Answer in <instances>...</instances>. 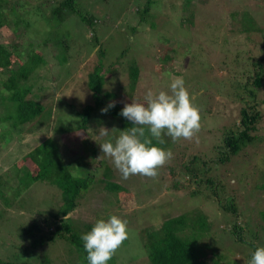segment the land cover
Masks as SVG:
<instances>
[{
  "label": "rangeland",
  "instance_id": "1",
  "mask_svg": "<svg viewBox=\"0 0 264 264\" xmlns=\"http://www.w3.org/2000/svg\"><path fill=\"white\" fill-rule=\"evenodd\" d=\"M78 1L82 12L95 17V24L88 28L78 14H69L58 32L69 44L65 50L66 62H58L60 53L64 52L62 47H58L57 56L53 57L55 50L50 44L41 45L38 49L45 61L30 77L31 95L50 106L45 109L51 113L48 125L38 122L36 126H28L25 130L29 134L23 133L21 144H16L15 134L8 136L13 130L9 122L0 119V258L32 264H83L73 244L58 237L51 241L46 238L51 233L50 213L61 203L60 193L46 179L33 180L38 166L31 164L34 158L25 160L22 154L45 141L43 147L49 148L52 144L56 147L52 166L58 160L62 171L67 169L80 176L88 172H96L94 177L103 175L99 163L100 136L105 142L112 134L104 136L101 131L104 128L119 133L126 126L119 125L112 114L100 113L98 103V108L90 111L87 124V133L93 138L90 143L98 149V156L91 155L94 147L87 149L89 153L85 156L82 151L76 152L86 139L80 140L77 133L72 138L78 123L75 114L84 111L89 95L83 77L95 64L102 45L107 51L102 59V71L110 73L112 62L117 66L114 74H108L113 84L105 85L102 96L105 90H115L117 107L132 100L144 103L149 90L170 94L171 78L183 77L192 103L201 110V126L191 140L173 142L170 137H163L165 143L161 147L170 149L173 158L158 169L155 178L133 175L124 179L111 160L106 161L113 181L126 189L108 191L104 180H96L82 195L77 208L68 214L77 231L87 233L98 219L117 215L127 221L128 238L108 264H150L140 229L156 228L167 218L198 207L207 218L200 226L205 233L198 232L195 245L199 264H248L252 245L264 247L261 221L264 213V0H156L150 9L154 27L137 23V14L133 17L136 20L132 18V11L143 7L145 0ZM13 3L10 1L8 6ZM27 17L38 29L48 30L49 25L34 20L37 15L33 12ZM131 25H135V30ZM10 33L8 27H2L0 38L8 41ZM9 41L12 48L20 38L13 36ZM161 51L173 56L171 71L162 67L165 59L160 58ZM257 59H261L263 82L251 99L259 113L256 131L249 132L255 139L231 156L230 161L220 162L216 156L220 150L217 147L222 145V133L236 128L233 121H238V109L244 105L238 98L241 86L236 76L242 75L241 69H246L247 60L249 65ZM132 63L138 68L133 89L129 87L126 70ZM6 77L7 74L0 75L1 79ZM4 113L0 111V117ZM107 119L108 124L100 125V121ZM116 125L119 127L114 128ZM63 129L65 134L60 133ZM67 131H71V136ZM64 135L71 139L65 141ZM184 165L198 172L196 181L183 172ZM210 178L215 179V188L207 181ZM233 197L239 206L236 214L219 210L220 202L230 203ZM36 222L39 230L33 232L41 234L37 238L44 239L45 244L29 247L31 237L22 235L21 228ZM42 230L47 234H42ZM43 251L46 255H38Z\"/></svg>",
  "mask_w": 264,
  "mask_h": 264
},
{
  "label": "trees",
  "instance_id": "2",
  "mask_svg": "<svg viewBox=\"0 0 264 264\" xmlns=\"http://www.w3.org/2000/svg\"><path fill=\"white\" fill-rule=\"evenodd\" d=\"M10 1H14V3L8 6ZM185 1L188 2L189 0ZM78 2V0H41V2L36 3L32 0H0V29L2 27H8V29L11 31L8 41L5 40V38H0V75L7 74L5 79L0 78V111L6 112L4 113V116L0 117V119L9 122V126L13 130L10 134H8V136L15 134L14 136L16 138V144H21L20 142L23 140V133L26 132V134H29V131L25 130L28 128V126L31 127L32 124L36 126V124H39L38 122H44L43 125H48L47 122L51 116V113L48 114L49 112L47 113L45 111V109H49L50 106L48 107L44 105L37 98H35L34 95H31V90L33 87V83L30 82L31 74L38 66H40V64L44 63L45 61L43 54L40 53L38 48H40L41 45L48 46L50 44V46L55 50L51 55L54 57L57 56L58 47H62L64 52L62 51L60 53L61 58L58 62L64 63L67 60V53H65V50L69 48V44L66 43V41L63 40L65 38H62L60 33H58L59 27L64 22V20L69 14L76 13L80 16L88 28H92L93 24L96 22V19L93 15H90L87 12H82L79 9ZM155 2L156 0H145L143 7L139 9L136 8L132 11V18L137 14L135 16L137 17V23L142 24L141 22H143L147 23L151 27H154V14L150 12V9ZM139 11L140 14H138ZM32 12L33 14L37 15V17L34 19L36 22L39 21L49 25L48 30L38 29V26L35 25V23L33 25V20L31 22L30 18L27 17V15ZM188 22L191 24L193 23L190 20H188ZM130 28L135 30V25H131ZM13 36L19 37L20 41L19 43L14 42V47L11 48L10 43L12 41L9 40ZM165 47L168 49V46ZM106 53V49L100 45L99 54L97 58L94 59L95 64L86 73L85 78L83 77V83L88 90L89 95L87 105L84 107V111L77 112L75 114V116L78 118V123H76V131L72 133V138L80 136V140L86 139L81 148H77L76 151H82V153H84L83 156L88 154L89 152L87 149L92 147H94V150L92 151L93 153H91V155L93 157L98 156V149L96 146H92L90 143L93 138H90V135L87 133V129H89L87 124L90 118V111L97 109L98 103H100V108L104 109L107 108L110 103L114 102V107L107 108L106 112L100 111V113L104 115L108 113L112 114V116H114L113 118H116V120L118 119L119 125H125L126 128L133 126L130 121H127L126 118L120 115L123 106L117 107L118 103L114 101L117 95L115 90H105L103 93L104 96L100 94L107 83L113 84V82L110 80V75L108 74L112 75L117 70V66L114 62H112L110 65L111 69L109 70L111 71L110 73L107 74L106 71H102V59ZM161 54L162 55L160 58L165 59L162 67L164 66V68H170L171 71L173 69V56L170 54H165L164 51H161ZM11 58L15 60L12 61ZM260 60L261 59H257L254 62H251L249 65L247 63L249 60H247L245 64L246 69H241L242 75L236 76L238 85L242 87H238V91L241 93L238 95V98L244 103V105L238 109V121H233L236 128L234 130L230 129L227 132L222 133L223 137L220 138V143H222V145L217 147L218 149L220 148V150L217 149L218 153L216 156L217 160L220 162H225L228 160L230 161L232 157L238 154L239 151H241L246 146V144L253 142V138L255 139V137L252 138L249 132L256 131L259 113L256 110L255 104L253 103L254 101L251 99H254L255 90L260 87L263 82V69ZM126 70L129 71V87L133 89L138 76L137 65L132 63L126 68ZM236 70L237 69H234V73H237ZM225 75L228 76L227 73ZM228 85L231 87V84ZM108 121L109 119L106 121H100V125L103 122L108 124ZM119 125H116L114 128H118ZM61 132H64L63 134L66 133L65 129L61 130L60 133ZM67 132L68 135H70L71 131ZM55 133L57 135V132ZM76 133L78 135L75 137ZM109 133L112 134V136H107L106 140L114 141V139L119 136L118 132ZM114 133H116L117 136L113 135ZM70 136L68 138L64 135L62 139L65 141L70 140ZM103 138L104 137L100 136V144L104 143L102 140ZM44 142L45 141L41 142L40 145H35L22 155L25 160H28L31 157L34 158L31 160L33 163H30L38 166V170L33 174V180L46 179L48 184H55L57 190L60 193L59 196L61 203L58 204L59 207L56 211L50 213L49 226L51 227V233L47 237L45 235V237L49 238L50 241L53 240L54 237H58L59 239L73 244L76 253L78 254L77 256L79 260L82 261L83 264H88L86 259L87 254L83 248V242L80 239L82 234L77 231V227L70 220L68 214L77 208L82 195L87 192L92 187V184L98 179L100 181H105V189L108 191L117 192L126 188H124L122 184L113 181L112 170L106 162L110 159L103 155L101 148L99 163H101L100 168H102L103 175L101 177H94L96 172H88L86 176H80L69 172L67 169L62 171V166L59 164L61 162L58 160H55L56 164L52 166V156L56 151V147L54 144L50 145L49 148L43 147ZM153 143L156 144L157 142L154 140ZM12 145H15V143ZM57 146H59V143H57ZM157 146L161 147V145ZM78 163H80V160ZM42 166L45 167V169L41 170L40 168ZM47 166H50L51 168L47 170ZM184 166L185 170H183V172L189 174V177L196 181L198 178V172L195 170H189L187 165ZM59 170L60 173H58V175L57 173L55 174V172ZM169 171H171V169ZM48 173L51 175H48ZM214 180V178L207 180L211 184L212 188H215L216 186ZM192 182L193 181H191V183ZM214 193H216L215 190ZM218 205L219 210L230 211L234 214L237 213L239 207L234 197L230 203L220 202ZM192 210H194V212L193 214H190ZM201 212H203V210L201 211L198 207H193L189 211H184L178 215L167 218L162 223H159L160 225L156 228L145 227L140 229L147 249L146 254L150 260V264H199V259L197 257L198 252L195 249V245L198 241L197 234L198 232L203 234L205 233V230H201L200 226L202 225L203 220L205 222L207 221L206 216H204ZM262 214L263 217L261 221L263 220L262 224L264 225L263 211ZM45 220L48 219L45 218ZM90 226L91 225H88L87 227ZM38 228L39 224L37 222L31 224L30 227L27 226V228H21L23 229L22 235L26 234L28 237H31V240L29 241V247H35L37 245L41 246V244L44 243V239L38 240L37 238V236H41V234L37 235L33 232L35 229L39 230ZM262 231H264L263 226ZM42 232V234H47L43 230ZM233 237L238 239L240 236ZM252 247L253 248L249 255H251V253L257 248L256 245H252ZM44 254L45 251L40 252L38 255L43 256ZM33 261H35V259H33ZM0 264L32 263L27 261L12 262L0 258Z\"/></svg>",
  "mask_w": 264,
  "mask_h": 264
},
{
  "label": "clouds",
  "instance_id": "3",
  "mask_svg": "<svg viewBox=\"0 0 264 264\" xmlns=\"http://www.w3.org/2000/svg\"><path fill=\"white\" fill-rule=\"evenodd\" d=\"M165 75L171 76L170 73ZM144 99V103L136 100L125 103L121 109L120 115L133 126L119 131L114 141L100 144L103 155L124 179L133 175L155 178L158 169L173 158L170 149L157 146L165 143L163 137L168 136L173 142L191 140L200 130L201 110L192 103L183 77L171 78L170 94L149 90ZM114 106L113 102L107 108ZM107 108L101 111L106 112ZM108 134L109 130L103 128L101 135ZM127 238V221L117 215H110L107 220L98 219L91 230L80 237L88 264H108ZM248 264H264V247H257L251 253Z\"/></svg>",
  "mask_w": 264,
  "mask_h": 264
}]
</instances>
